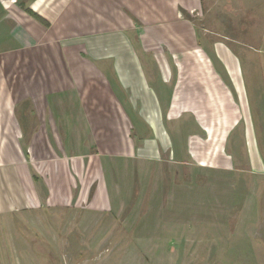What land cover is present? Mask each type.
I'll return each mask as SVG.
<instances>
[{
  "label": "crops",
  "instance_id": "obj_1",
  "mask_svg": "<svg viewBox=\"0 0 264 264\" xmlns=\"http://www.w3.org/2000/svg\"><path fill=\"white\" fill-rule=\"evenodd\" d=\"M201 6L0 0V228L13 250L36 210L124 214L161 192L185 213L197 169L248 175L264 207V73L245 71L258 50L241 57L203 32ZM13 250L0 240V264Z\"/></svg>",
  "mask_w": 264,
  "mask_h": 264
},
{
  "label": "rangeland",
  "instance_id": "obj_2",
  "mask_svg": "<svg viewBox=\"0 0 264 264\" xmlns=\"http://www.w3.org/2000/svg\"><path fill=\"white\" fill-rule=\"evenodd\" d=\"M196 12L192 19L211 38L233 44L240 54L253 45L258 51L247 54L256 67L245 64V71L264 73V0H202ZM230 173L215 178L193 170L185 213L161 205V192L154 198L145 192L144 205L124 214L36 210L16 222L17 237L25 239L19 244L17 238L14 250V236L2 228L0 240L13 250L10 264H264V207L258 197L249 203L250 177ZM215 184L222 191H213ZM233 184L245 186L236 190ZM0 258L8 262L6 255Z\"/></svg>",
  "mask_w": 264,
  "mask_h": 264
}]
</instances>
